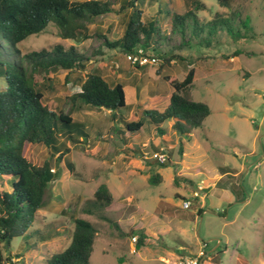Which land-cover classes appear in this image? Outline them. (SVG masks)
<instances>
[{"label":"rangeland","instance_id":"rangeland-1","mask_svg":"<svg viewBox=\"0 0 264 264\" xmlns=\"http://www.w3.org/2000/svg\"><path fill=\"white\" fill-rule=\"evenodd\" d=\"M101 1L118 10L122 0ZM200 1L206 5L198 13L202 22L216 13H229L218 0ZM165 2L177 14H183L189 5L188 0ZM232 5L249 18L246 28L239 26L240 31L233 35L217 32L210 48L190 43L172 51L170 47L176 44L162 41L161 51L153 52L159 57L181 56L162 74L183 80L190 67L195 70L192 99L207 104L210 115L193 137L177 135L166 121L162 125L166 135L160 138L142 116L144 110L162 111L173 90L155 73L162 61L134 68L124 52L103 47L95 37L101 31L112 41L120 38L123 12L91 19L87 26L92 38L81 43L62 40L49 24L43 33L17 45L22 55L58 44L74 46L88 58L85 71L54 74L53 91L44 98L51 110L68 112L69 97L80 91L87 73L98 71L108 83L123 84L127 105L120 112L123 120L142 119L143 126L136 133L127 132L123 122L109 119L106 109L93 110L78 103L71 116L85 125L89 138L70 146L66 155L77 176L61 162L60 178L45 191V208L36 213L32 227L13 239L8 250L0 245L1 264H46L69 246L72 217L88 220L98 231L91 264H175L201 252L205 254L201 264H264V5L260 0H232ZM157 10L156 4L146 5L143 17L157 19L163 35L169 37L170 19L158 16ZM8 48L3 43L1 57ZM234 51L240 54L230 60ZM3 85L0 79V89ZM194 139L200 148L187 151L185 162L190 167L185 168L178 151L181 148L183 153V144ZM161 149L170 162L164 168L154 165L152 158ZM23 155L39 166L48 152L44 146L26 143ZM222 170L236 176L220 182L212 178ZM157 173L162 183L151 186L148 177ZM101 184L108 187L114 201L106 215L118 222L121 231L81 211ZM193 193L200 197L193 198ZM185 201L190 203L188 209L182 207ZM29 233L34 234L29 237ZM140 235L144 246L132 253L130 239ZM9 257L10 263L6 261Z\"/></svg>","mask_w":264,"mask_h":264},{"label":"trees","instance_id":"trees-1","mask_svg":"<svg viewBox=\"0 0 264 264\" xmlns=\"http://www.w3.org/2000/svg\"><path fill=\"white\" fill-rule=\"evenodd\" d=\"M264 5V0H260ZM183 14L166 8L165 0H122L118 10L101 0H0V48L3 43L9 47L0 56V245L9 249L15 238L22 237L32 227L36 213L45 208L43 197L50 183L60 178L58 166L64 162L65 169L74 174V165L66 159L70 146L84 143L89 135L85 125L71 116L78 103L90 109H106L111 121L123 122L130 133L140 131L142 119L126 122L120 114L126 105L123 84L108 83L98 71L87 73L80 91L69 97L68 112H55L45 103V94L53 91L54 74L63 70L85 71L88 58L77 51L58 44L52 49H41L22 55L17 45L32 35L43 33L49 24L55 26L58 37L81 43L92 38L87 23L107 14L122 15V35L115 41L108 39L101 31L95 37L103 47L131 54L138 49L145 52H159L165 43L174 42L170 49L181 50L193 43L210 48L213 36L226 31L234 34L239 26L246 28L249 18L243 16L232 0H218L229 13H216L208 22H202L198 13L206 10L200 0H188ZM156 4L158 16L170 19L169 37H165L157 19H144L143 8ZM164 42L161 44V42ZM240 54L234 51L230 58ZM159 57V55H158ZM162 61L156 75L172 87L167 105L162 111L144 110L142 116L152 125L158 137L166 135L163 123L170 122L171 129L180 136H190L204 127L210 115L207 104L192 99L195 70L190 67L183 80L162 74L172 61L181 60L176 53L162 54ZM116 133L124 135L120 130ZM44 146L47 159L39 166L31 164L23 155L24 145ZM182 154V149H179ZM153 162L161 168L169 161ZM160 174L148 177L151 186L162 183ZM113 195L104 184L85 201L83 214L95 216L114 230L121 231L118 222L106 215L113 204ZM74 228L69 246L61 253L54 254L46 264H91L90 254L95 245L97 229L86 219L72 217ZM123 233V232H122ZM34 233H29L32 237ZM42 239V237H39ZM144 238L138 237L136 246L143 245ZM19 258V257H16ZM10 263L11 258L6 259ZM2 257L0 256V264Z\"/></svg>","mask_w":264,"mask_h":264},{"label":"built area","instance_id":"built-area-1","mask_svg":"<svg viewBox=\"0 0 264 264\" xmlns=\"http://www.w3.org/2000/svg\"><path fill=\"white\" fill-rule=\"evenodd\" d=\"M126 60L134 68L144 67L147 65L155 66L159 65L161 59L151 52H145L142 49H138L136 52L131 54H125ZM152 158L160 163L166 162V156L161 149L160 152L153 153ZM198 193H193V198H199ZM190 203L185 201L182 203L184 209H188ZM138 238L136 236L131 237L130 241L133 244L132 253H135V245ZM205 258L203 252L199 253L196 257H183L179 259L175 264H201V261Z\"/></svg>","mask_w":264,"mask_h":264},{"label":"crops","instance_id":"crops-1","mask_svg":"<svg viewBox=\"0 0 264 264\" xmlns=\"http://www.w3.org/2000/svg\"><path fill=\"white\" fill-rule=\"evenodd\" d=\"M234 58H230V60H233ZM194 134L192 133L190 135V137H193ZM183 147H184V150H183V153H182V159H181V162H182V165H185L184 167L185 168H189V164H187V162H185V158L187 157V151L188 150H198L200 148V145L197 143L196 139L192 140L191 143H184L183 144ZM148 168V167H146ZM182 172V171H180ZM179 172V173H180ZM233 171H228V170H222L221 172L219 173H216L212 176V178L216 179L217 181H222L224 178L227 179L230 175H232L233 177L236 176L235 173H232ZM143 236V235H142ZM133 237V236H132ZM137 237V236H136ZM139 237V236H138ZM137 237V238H138ZM144 246V241H143V245ZM131 247L133 248V244L131 245ZM141 247V246H140ZM135 249H137V246L135 245ZM199 254V253H198Z\"/></svg>","mask_w":264,"mask_h":264}]
</instances>
